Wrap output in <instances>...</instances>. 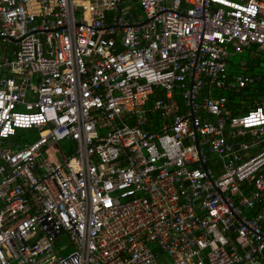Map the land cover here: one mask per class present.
<instances>
[{"label": "built area", "instance_id": "obj_1", "mask_svg": "<svg viewBox=\"0 0 264 264\" xmlns=\"http://www.w3.org/2000/svg\"><path fill=\"white\" fill-rule=\"evenodd\" d=\"M262 48L264 0H0V264L264 261Z\"/></svg>", "mask_w": 264, "mask_h": 264}, {"label": "trees", "instance_id": "obj_2", "mask_svg": "<svg viewBox=\"0 0 264 264\" xmlns=\"http://www.w3.org/2000/svg\"><path fill=\"white\" fill-rule=\"evenodd\" d=\"M244 55H246V54L239 55V56H242V58L247 57ZM260 59L261 58L259 55L253 56V57L248 56L247 62L244 63V66L239 68V69H238V66L235 67L233 64L229 65V67H228L229 73L230 74L243 73V74H250V75H254V76H261L262 78H264V69H258V67H257L259 62H260ZM259 95H264V84L263 83L257 85V87L254 88L253 90L252 89L243 90L240 98H234V100L236 102H239V100L244 98V96L247 98V97H256ZM158 97H160V96H158ZM230 98L231 97H229V99ZM153 99H154V97L151 98V100H153ZM231 99H233V98H231ZM238 113H239V111L235 110V114L237 115ZM155 118H156V116H155ZM30 132H33V131H30Z\"/></svg>", "mask_w": 264, "mask_h": 264}, {"label": "rangeland", "instance_id": "obj_3", "mask_svg": "<svg viewBox=\"0 0 264 264\" xmlns=\"http://www.w3.org/2000/svg\"><path fill=\"white\" fill-rule=\"evenodd\" d=\"M246 55L244 56H249V53H245ZM260 56V62L258 64V69H264V48H262L261 53L259 54ZM247 57L242 58V56H235V57H230L229 58V64H233L235 67L239 66L240 64H244L247 62ZM237 98H240L237 97ZM240 101V100H239ZM31 134L30 131H18L17 133V138L15 139V141L17 143H22V140L24 138V136L28 137ZM63 148V149H62ZM70 149V144L69 143H63V144H52L49 147V155H46V158L49 160H53L54 158H56V161H61L63 156L65 155V152H67ZM153 248H156L153 246ZM257 264H264L263 260H260L259 262H257Z\"/></svg>", "mask_w": 264, "mask_h": 264}, {"label": "crops", "instance_id": "obj_4", "mask_svg": "<svg viewBox=\"0 0 264 264\" xmlns=\"http://www.w3.org/2000/svg\"><path fill=\"white\" fill-rule=\"evenodd\" d=\"M36 138H37L36 133L35 132H31V134L28 137L24 136L23 139H27V141H24V142H28L29 143V142H33ZM24 142L22 140V143H24Z\"/></svg>", "mask_w": 264, "mask_h": 264}]
</instances>
